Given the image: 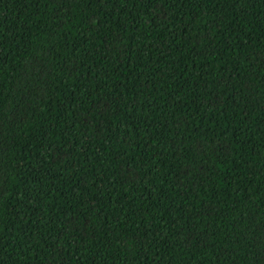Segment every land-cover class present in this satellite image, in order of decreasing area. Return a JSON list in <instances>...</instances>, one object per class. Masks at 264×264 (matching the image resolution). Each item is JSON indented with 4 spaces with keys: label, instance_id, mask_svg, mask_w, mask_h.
Wrapping results in <instances>:
<instances>
[{
    "label": "trees",
    "instance_id": "obj_1",
    "mask_svg": "<svg viewBox=\"0 0 264 264\" xmlns=\"http://www.w3.org/2000/svg\"><path fill=\"white\" fill-rule=\"evenodd\" d=\"M0 264H264V0H0Z\"/></svg>",
    "mask_w": 264,
    "mask_h": 264
}]
</instances>
